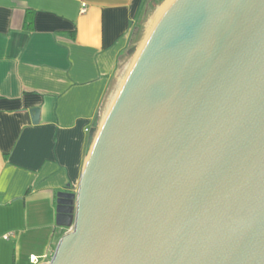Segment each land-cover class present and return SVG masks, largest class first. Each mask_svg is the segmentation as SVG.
<instances>
[{
  "label": "water",
  "instance_id": "1",
  "mask_svg": "<svg viewBox=\"0 0 264 264\" xmlns=\"http://www.w3.org/2000/svg\"><path fill=\"white\" fill-rule=\"evenodd\" d=\"M100 117L41 264H264V0H173Z\"/></svg>",
  "mask_w": 264,
  "mask_h": 264
},
{
  "label": "crops",
  "instance_id": "2",
  "mask_svg": "<svg viewBox=\"0 0 264 264\" xmlns=\"http://www.w3.org/2000/svg\"><path fill=\"white\" fill-rule=\"evenodd\" d=\"M146 1L0 0V264L54 254L58 193L79 187Z\"/></svg>",
  "mask_w": 264,
  "mask_h": 264
},
{
  "label": "rangeland",
  "instance_id": "3",
  "mask_svg": "<svg viewBox=\"0 0 264 264\" xmlns=\"http://www.w3.org/2000/svg\"><path fill=\"white\" fill-rule=\"evenodd\" d=\"M169 0H147L146 7L139 19V27H137V33L133 40V45H137V52L141 48L142 44L146 40L151 28L156 23L157 19L160 16L161 11L166 7ZM136 53H132L127 57V60L123 62L125 66L124 73L126 74L131 67L132 63L135 60L137 55ZM72 229V226H68L64 230V234L69 232Z\"/></svg>",
  "mask_w": 264,
  "mask_h": 264
},
{
  "label": "bare ground",
  "instance_id": "4",
  "mask_svg": "<svg viewBox=\"0 0 264 264\" xmlns=\"http://www.w3.org/2000/svg\"><path fill=\"white\" fill-rule=\"evenodd\" d=\"M173 0H169L168 4L166 5V7L161 11L160 15L164 12V10L167 8V6L172 2Z\"/></svg>",
  "mask_w": 264,
  "mask_h": 264
},
{
  "label": "built area",
  "instance_id": "5",
  "mask_svg": "<svg viewBox=\"0 0 264 264\" xmlns=\"http://www.w3.org/2000/svg\"><path fill=\"white\" fill-rule=\"evenodd\" d=\"M87 131H89V129H87ZM9 235L7 234L6 237H8Z\"/></svg>",
  "mask_w": 264,
  "mask_h": 264
},
{
  "label": "trees",
  "instance_id": "6",
  "mask_svg": "<svg viewBox=\"0 0 264 264\" xmlns=\"http://www.w3.org/2000/svg\"><path fill=\"white\" fill-rule=\"evenodd\" d=\"M29 13H30V10H29Z\"/></svg>",
  "mask_w": 264,
  "mask_h": 264
}]
</instances>
